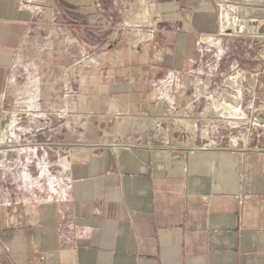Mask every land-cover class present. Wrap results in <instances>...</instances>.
I'll use <instances>...</instances> for the list:
<instances>
[{
  "label": "crops",
  "instance_id": "0c3cea01",
  "mask_svg": "<svg viewBox=\"0 0 264 264\" xmlns=\"http://www.w3.org/2000/svg\"><path fill=\"white\" fill-rule=\"evenodd\" d=\"M149 1L146 39L93 58L98 83L121 95L110 101L116 112L166 103L157 89L193 70L205 38L250 34L224 32L220 3L264 18V0ZM33 2L0 0V130L37 23ZM116 141L70 147L67 192L43 209L6 207L0 181V264H264V150Z\"/></svg>",
  "mask_w": 264,
  "mask_h": 264
},
{
  "label": "rangeland",
  "instance_id": "374dc122",
  "mask_svg": "<svg viewBox=\"0 0 264 264\" xmlns=\"http://www.w3.org/2000/svg\"><path fill=\"white\" fill-rule=\"evenodd\" d=\"M32 4L37 23L10 79L0 130L6 207L43 209L59 203L67 192L68 149L79 144L117 140L198 147L250 141L264 146V38L254 40L251 34L264 37V18L254 17L251 7L220 3L222 17L229 20L224 32L250 34L205 38L209 47L193 70L169 76L165 88L157 89L166 103L156 100L150 112L131 113L111 106L121 95L98 83L93 58L146 39L154 16L149 20L142 13L147 9L154 15L150 1Z\"/></svg>",
  "mask_w": 264,
  "mask_h": 264
},
{
  "label": "built area",
  "instance_id": "2783aa9c",
  "mask_svg": "<svg viewBox=\"0 0 264 264\" xmlns=\"http://www.w3.org/2000/svg\"><path fill=\"white\" fill-rule=\"evenodd\" d=\"M241 149L243 150V151H250V150H256V149H261V150H264V146H254L253 144H252V142H248V143H246V142H244V144L242 145V147H241Z\"/></svg>",
  "mask_w": 264,
  "mask_h": 264
}]
</instances>
